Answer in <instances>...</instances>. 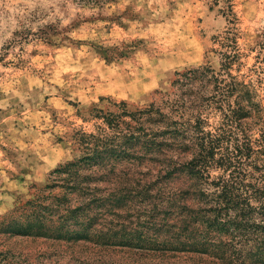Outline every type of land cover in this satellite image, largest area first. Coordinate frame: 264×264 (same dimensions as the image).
Wrapping results in <instances>:
<instances>
[{"label":"rangeland","instance_id":"rangeland-1","mask_svg":"<svg viewBox=\"0 0 264 264\" xmlns=\"http://www.w3.org/2000/svg\"><path fill=\"white\" fill-rule=\"evenodd\" d=\"M230 4L233 25L222 1L0 0V218L37 195L46 197L43 205L61 196L64 182L50 173L85 154L81 133L108 131L98 118L147 108L156 92L171 91L175 73L200 65L218 71L224 51L218 36L235 37L240 58L232 73L252 85L264 108V0ZM211 115L209 124L217 127L218 112ZM255 139L261 147L254 148L264 149V135L255 131ZM262 154L252 155L245 168L252 193L264 190V171L251 168L263 163ZM152 165L143 160L132 167L138 185L155 176ZM122 172L131 179V171ZM113 176L102 175L97 187H124L109 184ZM220 176L212 171L209 181ZM123 206H98L95 235L87 241L0 236V251L10 250L0 264H184L179 256L115 246L150 234L144 206ZM108 230L114 235H104Z\"/></svg>","mask_w":264,"mask_h":264},{"label":"trees","instance_id":"trees-1","mask_svg":"<svg viewBox=\"0 0 264 264\" xmlns=\"http://www.w3.org/2000/svg\"><path fill=\"white\" fill-rule=\"evenodd\" d=\"M219 1L225 3L233 25L236 16L230 0L211 3ZM214 40L224 50L219 52L218 71L200 65L175 73L171 91L156 92L147 108L98 118L108 131L81 133L85 154L50 173L64 182L61 196L43 205L46 197L37 195L0 218V236L87 241L95 235L91 228L100 217L98 206L105 204L114 211L119 204L137 203L147 213L150 234L115 246L179 256L184 264H264V224L258 222L264 218V190L247 191L244 174L251 156L264 152L256 150L258 140H252L255 131L264 135V108L252 85L232 73L240 58L235 37L226 33ZM213 111L220 119L217 127L209 124ZM143 160L154 164L148 171L156 174L138 185L132 167L139 169ZM251 168L264 171V161ZM123 170L131 171V179L123 177ZM217 170L222 176L209 181L210 172ZM109 173L114 176L108 183L124 187H97L102 175ZM51 181L50 189L56 185ZM252 201L259 206L251 207ZM9 253L0 251V256L7 258Z\"/></svg>","mask_w":264,"mask_h":264}]
</instances>
